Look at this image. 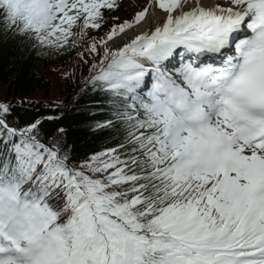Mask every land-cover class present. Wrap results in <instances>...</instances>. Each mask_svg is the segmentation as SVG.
I'll list each match as a JSON object with an SVG mask.
<instances>
[{
	"label": "snow or ice",
	"instance_id": "6c2138e0",
	"mask_svg": "<svg viewBox=\"0 0 264 264\" xmlns=\"http://www.w3.org/2000/svg\"><path fill=\"white\" fill-rule=\"evenodd\" d=\"M119 7L0 0V30L77 49L119 132L76 160L0 102V264H264V0H149L92 36Z\"/></svg>",
	"mask_w": 264,
	"mask_h": 264
},
{
	"label": "trees",
	"instance_id": "16d2710c",
	"mask_svg": "<svg viewBox=\"0 0 264 264\" xmlns=\"http://www.w3.org/2000/svg\"><path fill=\"white\" fill-rule=\"evenodd\" d=\"M116 11L107 9V23L90 34L103 36L112 23H118L120 15ZM79 61L75 48L63 54L43 55L22 38L0 30V102L13 106L10 119L21 126L43 118L46 137L56 135L63 127L65 142L76 160L114 146L119 139L116 129L94 127L97 121L111 117L104 95L85 84L87 66ZM49 116L55 119H47Z\"/></svg>",
	"mask_w": 264,
	"mask_h": 264
},
{
	"label": "rangeland",
	"instance_id": "374dc122",
	"mask_svg": "<svg viewBox=\"0 0 264 264\" xmlns=\"http://www.w3.org/2000/svg\"><path fill=\"white\" fill-rule=\"evenodd\" d=\"M117 3L120 5L116 11L120 15L117 22L122 23L126 19H132L136 12L142 10L149 3V0H117Z\"/></svg>",
	"mask_w": 264,
	"mask_h": 264
},
{
	"label": "bare ground",
	"instance_id": "6f19581e",
	"mask_svg": "<svg viewBox=\"0 0 264 264\" xmlns=\"http://www.w3.org/2000/svg\"><path fill=\"white\" fill-rule=\"evenodd\" d=\"M207 2H212V0H207ZM153 12L155 13V15H153ZM161 19H162V16H161L160 10L158 8H153V9H150V11L148 13V17L144 22H142V25L147 26V23L149 20L159 21ZM131 31L132 30H129V34H131Z\"/></svg>",
	"mask_w": 264,
	"mask_h": 264
}]
</instances>
